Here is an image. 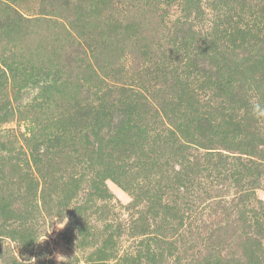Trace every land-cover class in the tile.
<instances>
[{
    "label": "rangeland",
    "instance_id": "1",
    "mask_svg": "<svg viewBox=\"0 0 264 264\" xmlns=\"http://www.w3.org/2000/svg\"><path fill=\"white\" fill-rule=\"evenodd\" d=\"M210 1L202 0L212 12ZM183 3L184 0H0V67L5 68L9 78L6 88L0 91V108L8 101L14 107L12 113L0 117V148L26 150L23 138L44 137L55 131L64 139L63 145L50 151L51 156L39 166L41 171L31 162L26 168L23 158L13 151L0 152V264H10L11 257L24 264H193L200 259L206 237L218 221L227 220L222 205L214 200L229 202L241 190L242 184L234 181L241 167L232 160V171L221 175L215 170L201 171L190 177L186 188L178 187L179 213L165 229L166 236L175 242L165 251L154 245H138L134 242L138 237L128 230L115 237L116 222L129 223L141 206L123 208L121 204L132 202L134 193L111 178L106 179L114 195L110 204L120 214L102 211L103 202L95 201V206L80 217L81 235L76 229H67V218L51 217L46 209L59 194L50 191L48 183L53 180L62 185L67 179L65 171H80L83 165L84 131L70 127L66 121L69 106L94 100L86 95L87 89L126 86L139 90L153 102L170 100L172 104L165 108L173 120L193 112L213 118L221 112L225 119L229 115L244 118L243 107L223 104L221 97L212 96L201 74L184 73L182 67L177 76L170 72L179 58L174 53L171 26L183 19ZM10 9L32 21L7 31L5 23H13L6 18ZM117 97L114 94L110 100ZM230 131L228 127L225 145L214 141L210 148L198 151L221 152L230 159L246 158L234 143L242 137H234ZM251 196L264 202V178L258 180ZM247 206L255 208L257 203L250 199ZM13 217L16 223L11 226ZM19 217L32 220L30 227L25 226L26 232L16 225ZM235 219L236 215L228 216L229 228L224 230L230 247L247 239L243 220ZM24 233L30 240L27 249L15 240ZM149 251L161 254L162 260L147 258Z\"/></svg>",
    "mask_w": 264,
    "mask_h": 264
},
{
    "label": "trees",
    "instance_id": "2",
    "mask_svg": "<svg viewBox=\"0 0 264 264\" xmlns=\"http://www.w3.org/2000/svg\"><path fill=\"white\" fill-rule=\"evenodd\" d=\"M209 5L212 12L202 0H184L183 19L171 26L174 29L171 34L175 36L174 53L179 58L174 60L170 72L177 76L182 67L184 73L201 74L212 96L221 97L223 104L243 107L244 118L229 115L225 119L222 112L213 118L210 114L193 112L181 120H173L165 108L172 104L170 100L153 102L139 90L126 86L87 89L86 95L94 100L69 106L66 121L70 127L84 131L81 170L65 171L67 179L62 185L53 180L48 183L50 191L59 194L50 200L47 212L51 217L67 218L68 230L76 229L81 235L80 217L95 206V201L103 202L102 211L113 216L120 214L110 204L114 195L106 179L111 178L134 193L132 202L121 204L123 208L141 206L129 223L116 222L115 237L128 230L138 237L134 241L138 245L168 250L175 240L166 236L165 229L169 220L179 213L178 187L186 188L190 177L201 171L215 170L220 175L232 171L235 167L231 165L232 160L241 167V173L234 174V181L242 184L241 190L229 202L221 198L214 200L215 204L222 205L227 220L218 221L220 226L217 222L211 235L206 237L205 251L193 264H264V202L251 196L258 180L264 178V0H212ZM6 18L13 20L5 23L9 32L32 21L12 9ZM8 81L7 71L0 67V91ZM114 94L117 99L110 100ZM13 110L11 101L4 102L0 117ZM228 127L234 137H242L234 143L246 158L230 159L221 152L198 151L210 148L214 141L225 145ZM63 140V134L55 131L44 137L23 138L26 150L21 147L8 150L1 146L0 152L11 154L13 151L23 158L26 168L31 162L41 171L39 166L51 156L50 151L63 145ZM250 199L257 203L255 208L247 206ZM230 215H236L237 221L243 220L247 238L231 247L224 236ZM15 219L10 222L11 226L16 223ZM29 220L19 217L16 225L26 232L25 226L32 225ZM28 236L20 234L15 240L27 249ZM109 244L112 246V242ZM146 257L162 260L161 254L150 251ZM10 264L24 263L11 257Z\"/></svg>",
    "mask_w": 264,
    "mask_h": 264
},
{
    "label": "clouds",
    "instance_id": "3",
    "mask_svg": "<svg viewBox=\"0 0 264 264\" xmlns=\"http://www.w3.org/2000/svg\"><path fill=\"white\" fill-rule=\"evenodd\" d=\"M67 221H65V223H66Z\"/></svg>",
    "mask_w": 264,
    "mask_h": 264
}]
</instances>
